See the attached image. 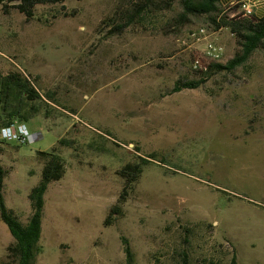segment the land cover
<instances>
[{
    "label": "rangeland",
    "instance_id": "obj_1",
    "mask_svg": "<svg viewBox=\"0 0 264 264\" xmlns=\"http://www.w3.org/2000/svg\"><path fill=\"white\" fill-rule=\"evenodd\" d=\"M120 2L65 0L36 6L32 18L0 5V70L36 79L60 105L26 123L37 136L29 143L0 136L5 200L23 222L41 179L38 152L62 137L77 147L60 148L67 172L45 194L36 264H128L122 237L134 264H181L184 255L190 264H229L233 255L264 264V49L233 74L172 93L176 81L199 76L197 58L210 62V44L223 48L219 62L234 57L235 37L205 16L181 23L179 1L113 33ZM236 5L225 12L242 13ZM147 155L122 216L106 225L123 190L117 171ZM12 242L0 218V264Z\"/></svg>",
    "mask_w": 264,
    "mask_h": 264
},
{
    "label": "trees",
    "instance_id": "obj_2",
    "mask_svg": "<svg viewBox=\"0 0 264 264\" xmlns=\"http://www.w3.org/2000/svg\"><path fill=\"white\" fill-rule=\"evenodd\" d=\"M65 0H0L3 10L8 7L19 10L28 18L34 15L38 5L57 4ZM179 1L182 12L179 14L181 23L188 22L191 16H205L215 30L228 29L235 37L238 50L234 57L226 63L211 60L204 66L207 69H194L199 76L191 80H178L171 92L177 93L184 89H198L217 74H233L238 68L245 66L253 54L264 49V16H244L243 12L235 14L225 12L230 6H221L219 0H121L118 8L109 19L113 33H120L127 27L141 24L142 21L152 18L154 12L170 10L173 4ZM11 5V6H9ZM241 7V4H237ZM58 101L53 92L42 91L36 79L24 74L20 70H11L3 73L0 70V136L1 130L18 124H26L37 116L51 118L53 111L59 109ZM65 109V108H64ZM67 109V108H66ZM72 112V111H71ZM74 113V112H72ZM101 139L110 140V133H98ZM2 138V137H1ZM74 141L62 137L51 151L38 152V161L42 163V174L39 183L29 193L32 212L23 222L16 212L7 206L4 187L8 171L0 161V218L8 226L13 242L7 247L8 262L5 264H36L37 257L43 252L41 245L42 218L45 206V194L49 185L61 180L67 172L65 159L61 155V147H71L77 151ZM95 142L88 147L95 149ZM102 152L107 149L99 148ZM138 160L125 163L118 171L123 180V190L116 205L110 209L106 225L112 224L123 214V205L135 193L144 167L151 162L152 155L137 156ZM123 248L128 264H134V254L126 238L122 237ZM207 264H214L213 261ZM3 264V263H1ZM181 264H190L188 257L183 256ZM229 264H238L237 255H233Z\"/></svg>",
    "mask_w": 264,
    "mask_h": 264
},
{
    "label": "built area",
    "instance_id": "obj_3",
    "mask_svg": "<svg viewBox=\"0 0 264 264\" xmlns=\"http://www.w3.org/2000/svg\"><path fill=\"white\" fill-rule=\"evenodd\" d=\"M240 4L244 16L253 15V6L250 3L241 2ZM204 33H205V29L202 28L199 30V32L192 33L191 38H193L196 41H199L200 37L204 35ZM183 42L185 43V41ZM222 53H223V48L221 46L210 44L206 52V55L211 60L219 61ZM194 68L195 69L203 68L205 70L207 69V67L202 64V61L199 58L195 60ZM1 137L3 139L16 138L21 145L29 143L33 138H37V136L32 137V135L29 133L26 124H18V123L12 127L2 129Z\"/></svg>",
    "mask_w": 264,
    "mask_h": 264
},
{
    "label": "crops",
    "instance_id": "obj_4",
    "mask_svg": "<svg viewBox=\"0 0 264 264\" xmlns=\"http://www.w3.org/2000/svg\"><path fill=\"white\" fill-rule=\"evenodd\" d=\"M241 2H248L253 6V15L258 18L264 16V0H219L221 6H228L240 4Z\"/></svg>",
    "mask_w": 264,
    "mask_h": 264
}]
</instances>
